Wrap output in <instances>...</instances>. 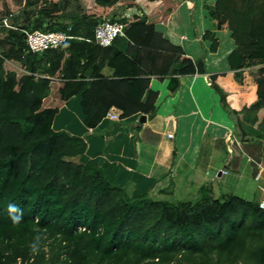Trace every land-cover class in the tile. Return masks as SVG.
<instances>
[{"label":"trees","instance_id":"trees-1","mask_svg":"<svg viewBox=\"0 0 264 264\" xmlns=\"http://www.w3.org/2000/svg\"><path fill=\"white\" fill-rule=\"evenodd\" d=\"M119 1L74 0L71 11L69 0L52 2L32 21L15 18L10 27L0 26V264H264L259 201L215 198L208 188L196 201L131 191L117 182V165L85 158L86 138L53 129L59 109L43 107L53 80L63 82L62 101L81 96L85 124L95 128L113 110L122 119L155 115L159 94L151 89L152 77L171 78L177 91L181 78L209 73L204 59L187 56L145 15L116 18ZM214 1L206 6L209 16L235 42L230 71L241 78L260 67L250 114L230 104L219 75L207 77L239 140L225 165L237 170L249 157L255 176L264 155V122L257 113L264 108V0ZM106 20L122 22L125 36L101 47L95 29ZM69 27L74 38L67 45L28 49L25 32ZM204 39L217 52L216 35L206 32ZM9 204L22 210L20 223L9 218Z\"/></svg>","mask_w":264,"mask_h":264},{"label":"crops","instance_id":"crops-1","mask_svg":"<svg viewBox=\"0 0 264 264\" xmlns=\"http://www.w3.org/2000/svg\"><path fill=\"white\" fill-rule=\"evenodd\" d=\"M214 3V0H120L117 4L116 11L122 13V18L145 15L149 24L155 25L172 44L182 47L187 56L194 61L204 59L209 72L181 78L177 91L172 90L171 78L152 77L151 89L159 94L158 111L152 116L145 115V123H140L144 114H138L119 120L105 118L97 127H87L81 96L62 101L60 80H53L51 94L44 100V108L59 109L53 129L86 138L85 158L117 165V182L131 191L139 187L151 195L164 192L178 201H196L201 188H208L215 198L237 196L264 201V155L258 166V172L261 170L263 174L260 181L252 174L249 157L237 170L225 165L233 153V142L239 140L234 122L222 108L220 96L210 87L207 77L219 75L218 83L225 88L223 74L231 73L227 58L235 49V42L231 32L218 30L217 21L209 16L206 6ZM206 32L219 39L215 53L210 50L211 41L204 39ZM102 72L106 77L112 76L109 67ZM254 96L253 102L257 100L256 83ZM222 170H228L229 174L222 175Z\"/></svg>","mask_w":264,"mask_h":264},{"label":"rangeland","instance_id":"rangeland-1","mask_svg":"<svg viewBox=\"0 0 264 264\" xmlns=\"http://www.w3.org/2000/svg\"><path fill=\"white\" fill-rule=\"evenodd\" d=\"M69 1L71 2V6L68 8V11H71L74 6V0ZM52 2L59 3L61 5L65 4V0H5L4 6L1 11L2 13L0 14V22L2 20H7L9 24H12L14 22V19L17 18L19 23H27L29 19L30 21L34 20L39 15V12L41 10L52 7ZM5 12H9V15L5 16V19H1L2 14H4ZM116 18H122V13L117 12ZM259 68L260 67L257 66L246 69L243 72L241 78L236 77L232 71L231 73L223 74V82L226 85L223 90L227 94L231 104L235 107H238L239 110H246L249 113L251 104L256 102H253V100L255 99L254 88L256 79L259 76ZM54 90H56V87L54 88ZM257 113L261 118V120L259 121L261 123L264 122V108L259 110ZM240 117H243V114L242 116L240 115ZM260 122L256 123L255 125V128H257L258 130ZM243 161L245 162V159ZM254 187L255 185H253V188ZM257 198L258 196L256 197V199Z\"/></svg>","mask_w":264,"mask_h":264},{"label":"built area","instance_id":"built-area-1","mask_svg":"<svg viewBox=\"0 0 264 264\" xmlns=\"http://www.w3.org/2000/svg\"><path fill=\"white\" fill-rule=\"evenodd\" d=\"M10 27L11 24L7 20H2L0 26ZM72 28L69 27L68 31H59V32H42V31H33L25 32L27 38L28 49L33 53H41L48 50L58 49L62 46L68 44L69 40L74 37L70 34ZM125 36V25L120 21H111L106 20L95 29V38L94 43L101 47H109L114 41L119 37ZM107 119L110 120H119V114L115 111H110L106 115ZM169 138H173V134L168 135ZM248 161L251 162V159L248 158ZM222 175H228V170H222ZM263 177L262 171L260 170L256 176L255 180L260 181ZM261 207L264 208V201L260 203ZM84 230V228H80Z\"/></svg>","mask_w":264,"mask_h":264},{"label":"clouds","instance_id":"clouds-1","mask_svg":"<svg viewBox=\"0 0 264 264\" xmlns=\"http://www.w3.org/2000/svg\"><path fill=\"white\" fill-rule=\"evenodd\" d=\"M7 211L9 213V218L13 221V223H20L23 218V212L16 204H9ZM38 239L39 237H37V240ZM31 247L33 253L39 252V246L37 243L34 242Z\"/></svg>","mask_w":264,"mask_h":264},{"label":"water","instance_id":"water-1","mask_svg":"<svg viewBox=\"0 0 264 264\" xmlns=\"http://www.w3.org/2000/svg\"><path fill=\"white\" fill-rule=\"evenodd\" d=\"M146 122V116L142 115L140 118V123H145Z\"/></svg>","mask_w":264,"mask_h":264}]
</instances>
